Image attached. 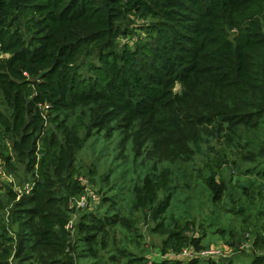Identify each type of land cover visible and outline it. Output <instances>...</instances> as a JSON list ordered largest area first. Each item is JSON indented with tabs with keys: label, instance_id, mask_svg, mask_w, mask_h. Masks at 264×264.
Wrapping results in <instances>:
<instances>
[{
	"label": "trees",
	"instance_id": "16d2710c",
	"mask_svg": "<svg viewBox=\"0 0 264 264\" xmlns=\"http://www.w3.org/2000/svg\"><path fill=\"white\" fill-rule=\"evenodd\" d=\"M93 57L97 64L85 77L80 68ZM0 97L11 112L7 118L0 110V128L14 135L13 151L34 178L28 194L18 201L10 195L19 231L15 238L0 235V264H79L65 227L71 199L84 190L74 178L80 130L63 129V145L45 129V117L104 105L127 120L152 122L172 158L191 153L190 144L198 150L214 128L258 131L264 125V0H0ZM204 184L220 201L223 185L213 177ZM169 185L165 170L134 192L135 207L160 221L155 232L167 234L163 256L172 257L129 264H225L180 257L187 248L202 249L186 237L187 225L174 223L166 232ZM85 220L75 232L95 259L96 227ZM250 264H264V256L254 255Z\"/></svg>",
	"mask_w": 264,
	"mask_h": 264
},
{
	"label": "rangeland",
	"instance_id": "374dc122",
	"mask_svg": "<svg viewBox=\"0 0 264 264\" xmlns=\"http://www.w3.org/2000/svg\"><path fill=\"white\" fill-rule=\"evenodd\" d=\"M124 43H130L129 38L121 41L120 48ZM96 59L80 68L83 76L90 75L88 67L96 65ZM0 110L10 118L1 97ZM49 115L44 127L55 131L63 145H67L63 129L80 130L73 150L74 178L83 187V196L96 197L84 209L73 208L70 217L76 252L82 257L79 264H129L139 257L150 262L172 257L171 253L163 256L167 234L155 232L160 221H153L147 209L135 207V188L146 179L158 180L165 170L170 180L166 193L170 207L162 221L167 233L174 223L187 225L186 237L198 240L201 252L219 250L213 259L225 264H250L254 255L264 256V125L258 131L214 128L203 137L198 150L190 144L191 153L172 158L169 148H161L148 120H127L99 104ZM15 139L0 128V235L11 238L19 228L10 217V195L16 194L18 201L29 193L34 181L27 162L13 151ZM211 177L225 189L218 202L204 184ZM163 197L160 194L159 200ZM81 218L96 227L95 259L87 252L84 235L75 232ZM120 219L128 223L127 228ZM184 251L196 254L192 248Z\"/></svg>",
	"mask_w": 264,
	"mask_h": 264
},
{
	"label": "built area",
	"instance_id": "2783aa9c",
	"mask_svg": "<svg viewBox=\"0 0 264 264\" xmlns=\"http://www.w3.org/2000/svg\"><path fill=\"white\" fill-rule=\"evenodd\" d=\"M79 198V197H78ZM96 197L94 195H81L80 199L78 201H75L76 198L71 199L70 201V207L77 208V209H84L88 205V200L95 199ZM75 202V204L73 203ZM66 230L72 232L73 230V222L70 220L68 225L65 227ZM219 255V250L217 249H210L206 250L204 252H201L199 254H188L186 251H183L182 254H180V257L182 258H191L196 256H206L207 258H215V256Z\"/></svg>",
	"mask_w": 264,
	"mask_h": 264
}]
</instances>
